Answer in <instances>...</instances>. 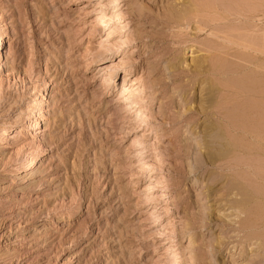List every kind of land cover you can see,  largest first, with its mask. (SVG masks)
Masks as SVG:
<instances>
[{
    "label": "rangeland",
    "instance_id": "1",
    "mask_svg": "<svg viewBox=\"0 0 264 264\" xmlns=\"http://www.w3.org/2000/svg\"><path fill=\"white\" fill-rule=\"evenodd\" d=\"M0 34V264H264V0H0Z\"/></svg>",
    "mask_w": 264,
    "mask_h": 264
},
{
    "label": "bare ground",
    "instance_id": "2",
    "mask_svg": "<svg viewBox=\"0 0 264 264\" xmlns=\"http://www.w3.org/2000/svg\"><path fill=\"white\" fill-rule=\"evenodd\" d=\"M186 20V19H185ZM185 23V22H184ZM3 34V33H2ZM211 34V33H210ZM8 36V35H7ZM6 36V37H7ZM226 37H229V36H226ZM244 37H246V36H244ZM230 38V37H229ZM249 39H251V37L249 38ZM244 40V39H243ZM5 40H4V38H3V36L0 34V59L2 58V51L3 50H1L3 47V44L5 43L4 42ZM228 41V40H227ZM242 41V40H241ZM250 41V40H249ZM233 42H235V41H233ZM248 41H246V43H247ZM251 42V41H250ZM238 43V42H237ZM242 43H245V41L244 42H242ZM260 43H262V42H260ZM248 44V43H247ZM251 43H249V45H250ZM106 45V44H105ZM108 45H109V43H108ZM107 45V46H108ZM244 44H242V46H243ZM249 45H247L248 47H249ZM263 46H264V44H262ZM240 46H241V43H240ZM244 47H246V45L244 46ZM256 47V46H255ZM107 48V47H106ZM241 48V47H240ZM250 48V47H249ZM252 48V47H251ZM262 48V47H261ZM109 49L110 50H113V51H117V48L114 46V45H112V44H110L109 45ZM242 49V48H241ZM240 49V50H241ZM263 49V48H262ZM243 51H245V49L243 50ZM247 51V50H246ZM249 51V50H248ZM259 51V50H258ZM238 52V51H237ZM260 52V51H259ZM263 52V51H262ZM2 53V54H1ZM205 53V52H204ZM248 53H250V52H248ZM237 55H239V54H237ZM193 56V55H192ZM236 56V55H235ZM249 56V55H248ZM248 58V57H247ZM4 59V58H3ZM224 59V58H223ZM237 60V59H236ZM235 60V61H236ZM244 60V59H243ZM254 60V59H253ZM238 61V60H237ZM236 61V62H237ZM256 61V60H255ZM212 62V61H211ZM216 62V61H215ZM217 63V62H216ZM216 63H215V65H213V66H216ZM212 65V64H211ZM250 65V64H249ZM0 66H1V61H0ZM219 65H217V67H218ZM245 66V65H244ZM221 67H222V65H221ZM217 69V68H216ZM211 70H213L212 68H211ZM219 72V71H218ZM231 72V71H230ZM215 73V72H214ZM241 74V73H240ZM251 75V74H250ZM242 76V75H241ZM260 77V76H259ZM255 80H257V79H255ZM218 81V80H217ZM216 81V82H217ZM255 82H257L258 83V81H255ZM259 82H260V79H259ZM218 83V82H217ZM241 83V82H240ZM204 84V83H203ZM202 84V85H203ZM209 84V83H208ZM242 84V83H241ZM249 84V83H248ZM202 85H200L201 87V90H203L202 92H204V91H206L204 94V97H202L201 98V96H200V99H199V97H198V101L201 103V105L203 104H205V105H208V107H210L211 105H212V103H214L213 102V90L212 89H210V87L209 88H206L204 85V87H202ZM215 85V84H214ZM261 85V84H260ZM211 86H213V85H211ZM227 86V85H226ZM242 85H239V87H241ZM219 87V86H218ZM238 87V88H239ZM249 87H250V85H249ZM264 87V86H263ZM228 88V87H227ZM226 88V90H228ZM230 88V87H229ZM234 88H236V87H234ZM252 88V87H251ZM218 89V88H217ZM231 89V88H230ZM239 89H241V88H239ZM198 90H200L199 88H198ZM247 90H249L250 91V94H251V92H252V90H250V89H245V91H247ZM46 91H47V89H46ZM229 91V90H228ZM234 91V90H233ZM242 91V90H241ZM256 91V90H255ZM261 91V90H260ZM216 92V91H215ZM236 92V91H235ZM256 92H258V91H256ZM255 92V93H256ZM262 92V91H261ZM237 93V92H236ZM239 93V92H238ZM245 93V92H244ZM253 93H254V91H253ZM252 93V94H253ZM254 93V94H255ZM248 94H249V92H248ZM251 94V95H252ZM258 94V93H257ZM262 94H263V92H262ZM201 95H203V94H201ZM259 95V94H258ZM257 95V96H258ZM46 96H47V94H46ZM247 96V95H246ZM262 96V95H261ZM31 98V103H32V105H34L35 107H33L34 109L33 110H35L34 112H36V116H37V121L35 122V125H31L29 122L26 124L27 125V127L28 126H32V132H33V134H38V135H40L41 134V130L43 129V128H45V123L43 122V119L41 118V116H42V114H43V110H45L44 108H45V106H43V105H45V102H44V97L42 96V95H40V97L39 98H37V96H36V94H32L31 96H30ZM216 97V96H215ZM234 97V96H233ZM255 97V96H254ZM264 97V96H263ZM244 98V97H243ZM261 98V97H260ZM223 99V98H222ZM241 99V98H240ZM248 100V99H247ZM259 100V99H258ZM216 101V100H215ZM237 101V100H236ZM250 101V100H249ZM253 101V100H252ZM262 101V100H261ZM199 102H197V103H199ZM241 102V101H240ZM199 103V104H200ZM255 103V102H254ZM258 103V102H257ZM222 104V103H221ZM226 104V103H225ZM229 104H230V102H229ZM228 104V105H229ZM263 104V103H262ZM205 105H204V107H205ZM223 106V105H222ZM226 106V105H225ZM203 107V106H202ZM219 107H220V105H219ZM227 107V106H226ZM260 107H262V106H260ZM207 108V107H206ZM235 110V109H234ZM32 111V110H31ZM140 111H142V110H140ZM33 112V113H34ZM202 112H203V110H202ZM204 113V112H203ZM206 114V113H205ZM141 115H142V117H143V119L144 120H147V114L145 115L143 112H141ZM243 115V114H242ZM257 116V115H256ZM35 117V116H34ZM43 117V116H42ZM213 117V116H212ZM4 118V117H3ZM257 118H259L258 116H257ZM260 119V118H259ZM263 119V118H262ZM143 120V121H144ZM256 120V119H255ZM207 121V120H206ZM148 122V121H147ZM203 122V121H202ZM208 122V121H207ZM260 124V123H259ZM262 124V123H261ZM260 125H258V127H259ZM263 126V125H262ZM12 127H13V125H11V123H9V122H7V120H3L1 123H0V130L2 129V130H10V129H12ZM255 127V126H254ZM261 127V126H260ZM251 128V127H250ZM264 128V127H263ZM256 129H257V126H256ZM255 129V130H256ZM262 129V128H261ZM218 129H217V127L212 123V122H209V123H207L206 125H204L203 126V128L201 127V134H202V137L201 138H203L202 139V148H204V151H203V159L205 160V163H207L208 164V166L210 165H213L216 161H219L220 159H223L226 155H228L229 153H230V148H232L231 147V145L227 142V141H225V136L221 133V132H219V130L217 131ZM264 130V129H263ZM230 131V130H229ZM200 133V132H199ZM238 133V132H237ZM193 135V134H192ZM196 136V135H195ZM248 138V137H247ZM250 139V138H249ZM251 142V141H250ZM235 149H237V148H235ZM40 156H41V153H37V154H35L34 156H31L30 158H29V160H28V162H30V163H27V164H25L23 167H24V170L23 171H25V172H28V171H31V170H34V168L36 167V165L38 164V161H39V158H40ZM248 158V157H247ZM225 159V158H224ZM260 161V160H259ZM261 162V161H260ZM251 163V162H250ZM257 164V163H256ZM246 174V173H245ZM255 175V174H254ZM251 177V176H250ZM253 178V177H252ZM251 178V179H252ZM248 180H250V179H248ZM257 180V179H256ZM236 182V181H235ZM263 183V182H262ZM253 184V183H252ZM247 185H249V183L247 184ZM226 186V185H225ZM250 186V185H249ZM237 187H239V186H237ZM255 188V187H254ZM258 189V188H257ZM256 190V189H255ZM259 190V189H258ZM261 191V190H260ZM252 192V191H251ZM254 192V191H253ZM232 194V193H231ZM259 194H261V193H259ZM231 196V195H230ZM254 196V195H253ZM257 196V195H256ZM249 200H252V199H248V197L246 196V197H241V199L238 201V202H235L234 203V207H236L238 210H242V209H244L245 208V206H247V203H248V201ZM258 201H256L255 202V204L257 203ZM233 203V202H232ZM261 203V202H260ZM253 204V203H252ZM254 204V205H255ZM233 207V206H232ZM233 207V208H234ZM258 208V207H257ZM245 210H246V208H245ZM249 210V209H248ZM243 211V210H242ZM247 211V210H246ZM259 215V214H258ZM264 216V215H263ZM246 217V216H245ZM260 219V218H259ZM262 228V227H261ZM254 230V229H253ZM259 232H261V231H259ZM264 236V235H263ZM260 239V238H259ZM261 239H264V238H261ZM252 240H253V238H252ZM261 241V240H260ZM261 244H263V243H261Z\"/></svg>",
    "mask_w": 264,
    "mask_h": 264
}]
</instances>
